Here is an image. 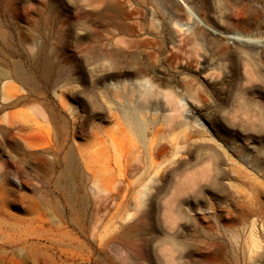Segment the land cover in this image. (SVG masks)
I'll return each instance as SVG.
<instances>
[{
	"label": "rangeland",
	"instance_id": "obj_1",
	"mask_svg": "<svg viewBox=\"0 0 264 264\" xmlns=\"http://www.w3.org/2000/svg\"><path fill=\"white\" fill-rule=\"evenodd\" d=\"M204 1L177 33L146 0H0V264H264V63L247 46L264 0ZM144 81L175 87L181 117L161 98L137 110ZM139 123L146 162L156 131L167 147L156 168L129 166Z\"/></svg>",
	"mask_w": 264,
	"mask_h": 264
},
{
	"label": "bare ground",
	"instance_id": "obj_2",
	"mask_svg": "<svg viewBox=\"0 0 264 264\" xmlns=\"http://www.w3.org/2000/svg\"><path fill=\"white\" fill-rule=\"evenodd\" d=\"M107 1L110 0H99V3H105ZM147 2L153 3L155 6V12H161L166 20L172 24V28H175V31L177 33H180L182 31V29L184 28L183 26H189L190 23L192 21L196 22V24L198 25L199 23H201L200 21H197L196 18V14H195V10L192 8V6H190L186 0H179L181 1L184 5V7L182 8L181 6H179L175 0H146ZM229 1V0H228ZM231 1V0H230ZM235 1V0H234ZM239 1V0H238ZM95 2H97V0H95ZM229 3V2H228ZM209 5H207L206 0L204 1V9L207 11L209 7H207ZM111 10V7L109 6V4L107 5V7H105V9ZM132 11H136V9H132L131 10V14ZM126 14H128V12H125ZM212 13V12H210ZM213 14V13H212ZM248 17L243 21L242 23V32L248 33V29H250L254 23H255V14L248 12ZM208 17V14H207ZM209 18V17H208ZM207 18V19H208ZM214 19H216L215 17H213ZM210 19V18H209ZM204 21V20H203ZM202 21V24H199L201 26L204 25ZM206 22V21H205ZM240 28V29H241ZM186 30H188V28H186ZM248 35V34H247ZM201 38V34L198 32H194L193 33V37L192 40L194 42H197L199 39ZM237 41V40H236ZM243 41V40H242ZM245 42V41H244ZM157 42L154 43V45H156ZM239 43V41H238ZM145 44H151L148 41H145ZM239 44H243L242 42ZM250 47H253L254 49H256V57L258 58V60L262 61L264 63V41L261 40H253L250 41L248 43ZM152 45V44H151ZM170 45L172 47L173 52L175 53L176 51H180L181 46L183 47V45H181V43L179 44H175V42H170ZM153 46V45H152ZM116 53V52H115ZM118 53V52H117ZM224 56V54H223ZM229 57V56H228ZM109 58V57H108ZM118 58V57H117ZM98 61H100V63L102 64V58L98 56ZM228 72L230 73V76H228L229 78H233L234 75L236 76H240L241 77V73L239 71V66L238 63L231 60L228 63ZM223 69H226L225 67H218L215 66L214 64H208V71H210L211 75H214L215 73L222 75L223 77L225 76V73L223 71ZM143 69H141L139 72H142ZM244 74H246V76H244L245 79V91L250 92L254 90V79L252 77L249 76V73L247 72L248 70V65H244L241 69ZM248 73V74H247ZM229 81V80H228ZM227 81V82H228ZM136 88H134L135 90H132L130 92V97H133L134 94L138 95V104H137V110L143 108L146 105H150V106H160V101L158 98L163 99L164 103L166 106H168L170 108V114H168V118H180V114H179V110L176 109L175 107L178 105H181V100L183 99L175 90V87H173L170 84H165L164 85V89L160 88V86H152L149 85V83L147 81L144 82H139L135 85ZM184 91H188L187 87L184 86ZM172 113V114H171ZM210 123L213 124V110H211L210 112ZM174 114H176V116H174ZM233 117L234 119H236V121L238 122V124H244V125H248L249 129L252 130L254 128V125L257 121L256 115L253 114L251 111H249L248 109L243 108L242 106H237L236 109L233 110ZM143 127L142 125L139 123L137 124V127L135 128V134L138 138L136 145H132L135 148V151H137V156L134 158L133 161L129 162V166H131V163L136 166L135 168L137 170H140L144 167L146 168H156L157 165V161H159L160 157H162V155L165 152V148H167L166 146L160 145L158 139H157V134L159 132L156 131L153 135L152 138L149 140V153H148V160L147 162L145 161V159H143L141 156L142 154L140 152H138V148L137 147H141V141L139 139H142L143 137ZM215 160H212V167L213 169L210 170V172L213 173H217V171L215 170ZM229 163L231 164L229 167H227L226 172H231L233 174H238L241 173L240 171V166L239 165H235V161L233 160H229ZM128 167V166H127ZM125 167V172L127 173L128 168ZM158 168V167H157ZM117 182L119 183H125V178L123 176L122 179H119ZM173 199V198H172ZM93 230V229H92ZM91 230V231H92ZM92 233V232H91ZM92 235V234H91ZM90 235V236H91ZM47 245V244H46Z\"/></svg>",
	"mask_w": 264,
	"mask_h": 264
}]
</instances>
